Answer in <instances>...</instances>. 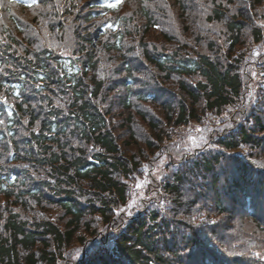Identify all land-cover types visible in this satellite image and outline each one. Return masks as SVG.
<instances>
[{"label": "trees", "instance_id": "16d2710c", "mask_svg": "<svg viewBox=\"0 0 264 264\" xmlns=\"http://www.w3.org/2000/svg\"><path fill=\"white\" fill-rule=\"evenodd\" d=\"M153 1L133 0L144 10L140 17L148 21L147 30L141 24L129 30L137 18L119 13L99 26L92 23L119 11L122 0H92L86 17L85 12L75 16L63 4L57 5L61 9H55L51 15L55 34L71 30L63 36L78 41L74 47L76 52L71 55L57 56L51 49L36 52L33 44L21 36V25L15 19L11 26L6 25L7 41L3 42L0 36V195H14L20 186L26 185L25 178H28L32 181L28 184L27 195L40 203L46 198L47 190L54 189L48 201L57 204L70 220L62 230L52 222L29 224L12 213L5 226L10 235L0 242V264H57V252L50 248L48 239L51 238L61 251L73 241L89 213L100 214L108 220L115 208L128 202L130 187L123 179L131 178L142 162L125 154L122 139L111 126L110 116L116 107L126 112L136 111L154 129L161 131L165 124L199 122L205 110L218 114L232 108V125L213 136V144L196 153L185 154L184 162L191 166L189 174L186 169L180 171L183 166L179 164L173 181L160 180L163 190L173 197H181L187 175L195 170L198 177L207 176L214 189L216 211L223 215L233 214L231 203L244 201L243 216L255 221L259 232L251 234L253 237L245 250L248 253L239 258L241 263L237 264H258L253 252L264 251V214L259 218L254 204L264 211V167L258 165L264 156V53L243 60L232 57L237 55L234 50L243 44L245 37L253 36L260 44L264 31L251 11L249 16L244 13L230 15L227 5L239 0H212L214 8L208 15L206 12L207 20L226 25L227 29L221 33L232 37L229 45L233 61L224 63L207 53L196 55L190 51L160 48L157 44L152 47L145 39L156 23L148 8ZM169 2L185 6L186 2L205 1ZM21 3V0H9L7 11L14 6L22 8ZM111 4L116 7H109ZM182 9L185 11L186 7ZM20 10L25 11V8ZM124 23L128 36L131 32L140 34L145 30L138 45L142 46L144 55L135 52L137 46L126 43ZM248 24L253 27L249 28ZM63 36L60 35V39ZM108 54L113 56L111 61L107 59ZM143 69H152L153 81L141 80ZM101 71L107 77L98 78ZM142 104L163 109L165 118L157 119L151 107L141 110ZM249 146L253 151L245 152ZM10 162L18 165L19 171L4 168ZM31 165L43 169V177L31 179L28 169L29 166L32 169ZM48 168L57 179L55 188H51L47 180ZM222 179H230L238 192L221 197L219 182ZM89 194L97 197L99 205L82 202L83 196ZM223 199L229 200L227 206ZM182 202L178 199V203ZM145 217L134 222L129 233L119 237L120 253L134 263L177 264L167 258L165 253L170 251L162 250L164 244L160 238L166 234L164 240H170L169 229L177 230L171 227V218L159 208L147 210ZM157 223L158 230L153 226ZM174 224L190 226L186 221H173ZM227 224L230 227V223ZM134 235L136 241L130 238ZM195 235L191 245L201 249L199 253L205 264H231L229 256L221 250L208 247L202 240L198 242L199 230ZM41 243L44 245L40 246ZM139 245L145 246L144 249ZM193 255L197 256L196 250ZM97 261L100 260L83 264H96Z\"/></svg>", "mask_w": 264, "mask_h": 264}, {"label": "rangeland", "instance_id": "374dc122", "mask_svg": "<svg viewBox=\"0 0 264 264\" xmlns=\"http://www.w3.org/2000/svg\"><path fill=\"white\" fill-rule=\"evenodd\" d=\"M203 1L205 2H186L185 6L180 5L179 2H169V0H155L150 3L148 8L155 16L156 23L155 27L146 34L147 38L145 40L152 47L157 44L160 48L178 49L184 52L190 51L196 55L207 53L214 59L224 63H228L232 58L241 57L243 60V58L249 59V56H260L264 53V40L258 44L254 41L253 36L250 38L245 37L243 44L237 47L236 51L234 50L237 55L233 56L232 54L233 57L230 58L231 47L229 44L233 42L232 37H227L221 33V31L227 29L224 23L207 20V15L211 13L210 11L214 6L213 2H211L212 0ZM64 3L67 4V2H58L56 5L63 4L64 6ZM81 4L84 3L81 2ZM138 5L140 4L129 3L123 12L127 15H132L134 12L140 16L144 10ZM183 7H186L185 11H183ZM33 8L31 11L27 9L29 12L23 10L5 12L3 19L6 18L5 23L11 25L9 19L12 20L13 18L23 26L25 31L21 33V36L33 44L32 48L36 52L51 49L57 53H66L70 45V42H66V40L70 38H65L63 34L72 31L66 30L60 34H55L53 19H51L52 13L60 7H52L51 2H49L47 5L42 3L38 7ZM203 8L206 10L202 11ZM227 8L230 9V15L244 13L249 16V11H251L254 13L256 23L264 31V2L239 0L238 2H231L227 5ZM26 20L29 26H27ZM141 25L143 29L148 27V21H146L145 17H142ZM248 25L249 28L253 27L251 24ZM144 32L145 30L140 34L131 32L126 38V43L129 42L130 45L137 46L134 50L139 55H144L142 46H138L141 35ZM60 35L63 36L64 41H61ZM107 59L111 61L113 56L108 54ZM152 69H143L141 80L144 82L153 81L150 74ZM103 76L107 77L101 71L98 78L101 79ZM149 108L153 112L155 111L157 119L163 120L165 118L164 110L155 107V105L148 107L144 104L140 107L141 110H148ZM233 113L234 111L231 107H228L223 113L219 112V115L217 112L205 110L202 118L198 120L199 122L191 121L187 125L165 124L162 125L164 129L161 131L159 128L158 130L154 129L149 121L143 119L136 111L132 113L126 112L120 107L112 110L110 116L111 126L115 127L116 133L122 139L123 151L130 157H136L135 160L142 163L139 164L136 173L131 178L123 179L130 187L129 199L127 203L120 204L115 208L110 219L107 220L100 214L93 215V213H89L73 241L65 245L61 250L62 252L57 250L55 242L50 237H47L50 238L47 240L51 244L50 248H55L57 252L59 259L57 264H79L83 258L89 257L97 246L114 247L113 245L118 244L117 240L119 237L132 230L130 229L132 220L145 219L147 210L157 208L166 214L169 219L171 218L169 220L172 223L171 227L177 229L176 231L169 229L170 240H164V237L167 236L166 234L160 236L163 240L162 243L168 246V251L170 252L165 254L172 263L178 262L177 264H181L183 259L186 260L187 258L185 257L194 250L197 252L201 250L200 248L195 249L191 245L193 240L196 239L195 234L198 230L200 232L198 242L202 240L208 247L216 250L220 249L225 255L235 260L247 255L248 251L245 250L250 245V239L253 237L251 234L259 232L256 228L257 224L255 221L247 220L245 217L240 219V212L232 206L230 210L233 211V214L225 213L226 215H223L216 211L214 189L207 176L205 178L203 175L198 177L199 174L197 175L195 170L193 174L187 175L184 182L187 184L184 191L181 189V197L177 195L173 197L171 196L173 195L172 193H167L163 190V183L160 180L173 181L176 178V169L179 164L183 166L180 171L184 172L183 170L186 169L189 174V167L191 166H187V163L184 162L185 154L196 153L200 149L206 148L209 144H213V136L221 134L225 128L232 125ZM228 121L231 122L229 125L227 124ZM220 122L223 125H220ZM245 150V152L253 151L252 146L247 147ZM6 164L7 167L4 168L19 171L18 165H15V163ZM258 165L264 167V156L260 158ZM31 167L32 169L30 166L28 167L31 171V179L43 177V169L32 165ZM231 174L232 172L227 174L226 177L228 178ZM47 175H49L47 180L51 182L50 187L55 188L57 179L50 171ZM25 179L26 185L20 186L14 195H0V242L4 237L10 235V232L6 231L5 226L7 217L12 213H16L21 217L22 221H27L29 224L52 222L62 230L66 229L70 220L57 204H52L48 201L47 198L52 196L50 193L54 189L47 190L46 198L39 203L27 195L28 184L32 180ZM229 180L222 179L219 182V194L221 197L233 192V187L230 186ZM226 188L228 189L226 190ZM178 199L183 202L178 203ZM83 200H86L83 202L86 205L88 203L93 205L94 202L99 205L97 197L93 194L83 196ZM228 202L229 200L223 204L227 206ZM173 221L174 223L176 221H186L190 226L185 228L181 225H173ZM227 222L230 223V227H228ZM211 228H213L212 232L210 231ZM130 238L134 241L137 239L136 235ZM172 241L175 247L171 245L173 244ZM43 245V243L40 244V246ZM253 254L256 255L258 261L264 259V251H254ZM201 258L199 257V261L203 263ZM193 264H196V261Z\"/></svg>", "mask_w": 264, "mask_h": 264}, {"label": "bare ground", "instance_id": "6f19581e", "mask_svg": "<svg viewBox=\"0 0 264 264\" xmlns=\"http://www.w3.org/2000/svg\"><path fill=\"white\" fill-rule=\"evenodd\" d=\"M206 9H202V11H205ZM104 69L106 72H108V69L106 68V66H104ZM95 76V73L92 74V77ZM86 200H83L82 202H85ZM244 204V201L241 202L240 200V204H233L231 203L232 207L236 210H238L240 212V219H242L244 216H243V213L241 210H244L243 209V205ZM254 206L256 207V211H257V215L258 217L260 218L261 216V211L260 209L257 208V205L254 204ZM253 209V208H252ZM131 212V211H129ZM127 213V212H126ZM146 218V217H145ZM139 219H134L132 220V222L130 223V227L132 226V224L136 221H138ZM160 223V222H159ZM159 223H157V225H153L155 226L154 229H160V227H157L159 225ZM151 226L148 227V229H150ZM114 247L112 248H107V247H102V246H97L93 251H92V256L95 260H100V261H97L96 264H108L106 263L105 261H109L110 263L112 264H141V263H134V262H131L130 259H128L126 256L122 255L119 251V246L118 244L116 245H113ZM145 246H141L139 245V248L140 249H144ZM162 250L165 252V251H168V248L167 246H163L162 247ZM220 250V249H219ZM199 257H202V254H200L199 252H197V256L194 257L193 255V252L189 255H187L185 258H187L186 260L183 259L182 263L181 264H193L194 261H196V264H197V260L199 259ZM228 260L229 261H234L235 259L233 258H230L228 257ZM82 264V263H80ZM198 264H205V263H201L199 262ZM246 264V263H244Z\"/></svg>", "mask_w": 264, "mask_h": 264}, {"label": "snow or ice", "instance_id": "6c2138e0", "mask_svg": "<svg viewBox=\"0 0 264 264\" xmlns=\"http://www.w3.org/2000/svg\"><path fill=\"white\" fill-rule=\"evenodd\" d=\"M29 6H31V5H29ZM109 7H116V5L115 4H111V5H109Z\"/></svg>", "mask_w": 264, "mask_h": 264}]
</instances>
